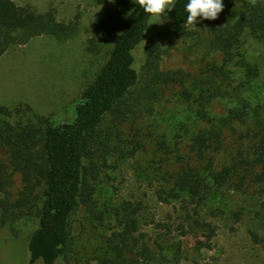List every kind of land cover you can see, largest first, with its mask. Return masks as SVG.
<instances>
[{
  "label": "trees",
  "instance_id": "obj_1",
  "mask_svg": "<svg viewBox=\"0 0 264 264\" xmlns=\"http://www.w3.org/2000/svg\"><path fill=\"white\" fill-rule=\"evenodd\" d=\"M188 2L175 0V9L168 12L167 18L185 25ZM114 4V23L121 32L108 60L82 92L75 116L55 121L21 101L12 108L2 107L5 117L0 118V230L26 216H36L38 225L28 242V264H59L61 259L64 264H78L72 253L75 236L71 217L80 204L88 205L91 201L100 176L97 165L103 158L98 151L110 145L120 124L129 120L139 104L145 106L143 101L165 98L176 80L182 89L171 95L187 102L196 120L205 121L206 126L191 132L183 124L176 132V144L186 139L187 153L178 149L182 152L178 156L181 167L175 175L165 178V185L156 191L163 202L181 203L182 222L175 230L181 236L198 234L211 247L217 226L208 217L214 211L205 208L213 191L246 193L258 188L264 197L263 105L254 104L246 95L259 75V67L239 59L244 68L240 78L230 68L239 35L247 31L264 39V3L258 0L255 7L248 4L247 15L223 33L214 32L213 42L223 53V62L211 65L204 77L194 79L188 86L186 75L159 67L153 41L139 70L138 51L153 24L134 0H115ZM78 16L63 22L54 10L40 12L15 0H0V59L9 49L38 36L69 41L79 32ZM89 41L93 51L98 46L97 38ZM218 99H229L232 104L226 114L209 117L208 107ZM133 143L134 149L128 151L131 156L136 148L143 147ZM16 174L21 175L23 187L19 197L12 201L6 193ZM2 192L6 196L1 197ZM139 222V216L121 221L122 228L108 238L97 264H166L164 257L155 253L143 238L144 234L135 235ZM168 230L172 232L173 228L169 226ZM252 236L264 248V221L261 232L253 231ZM182 250V242L176 243L177 257Z\"/></svg>",
  "mask_w": 264,
  "mask_h": 264
},
{
  "label": "rangeland",
  "instance_id": "obj_2",
  "mask_svg": "<svg viewBox=\"0 0 264 264\" xmlns=\"http://www.w3.org/2000/svg\"><path fill=\"white\" fill-rule=\"evenodd\" d=\"M15 1L40 12L54 10L57 19L63 22L75 20L79 15L80 29L67 42L38 36L14 46L1 57L0 118L5 117L2 107L12 108L20 101L55 121L72 118L82 92L108 60L121 32L114 23L117 7L113 2L97 4L94 0ZM223 3L224 10L216 20L198 18L196 25L184 26L170 21L167 13L164 24H153L138 51L139 70L151 41L158 53L159 67L186 75L187 86L204 77L214 63L221 64L223 53L213 42L214 32L223 33L248 13L247 0H223ZM93 37L97 38L98 46L92 51L89 40ZM238 40L230 68L240 78L244 68L239 59L259 67V75L246 95L254 104L263 105L264 112V39L245 31ZM172 89L160 101L139 104L129 120L120 124L110 145L98 151L103 158L97 165L100 176L91 201L88 205L80 204L71 217L75 236L72 253L78 264H97L108 238L122 228L121 221L132 216L140 218L135 235L144 234L143 238L155 253L164 257L166 264H264V248L252 236L253 231L261 232L264 221V197L258 188L246 193L228 190L211 193L205 208L214 211L208 217L217 226L211 247L198 234L181 236L175 230L182 222L181 203H166L158 198V187L165 185V178L175 175L182 165L178 158L182 152L178 149L187 153L186 139L176 144V132L183 124L191 132L206 126L205 121L196 120L187 102L171 95L182 89L179 80L174 81ZM231 104L229 99L215 100L208 107L209 117L226 114ZM134 141L143 147L136 148L131 156L128 151L134 149ZM22 187L21 175L16 174L1 197L7 194L13 201ZM37 225L38 219L32 215L0 230V264L29 263L28 242ZM178 242H182L183 250L177 257ZM59 264H64V260Z\"/></svg>",
  "mask_w": 264,
  "mask_h": 264
},
{
  "label": "clouds",
  "instance_id": "obj_3",
  "mask_svg": "<svg viewBox=\"0 0 264 264\" xmlns=\"http://www.w3.org/2000/svg\"><path fill=\"white\" fill-rule=\"evenodd\" d=\"M115 3V0H111ZM252 7L257 6L258 0H247ZM149 15L150 25L164 24L167 13L175 9V0H134ZM224 10L223 0H189L185 6L187 13L185 25H196L198 18L216 20ZM184 25V26H185Z\"/></svg>",
  "mask_w": 264,
  "mask_h": 264
}]
</instances>
